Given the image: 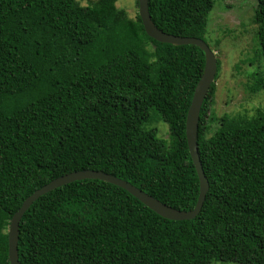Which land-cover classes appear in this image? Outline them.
I'll return each instance as SVG.
<instances>
[{
    "label": "trees",
    "instance_id": "obj_1",
    "mask_svg": "<svg viewBox=\"0 0 264 264\" xmlns=\"http://www.w3.org/2000/svg\"><path fill=\"white\" fill-rule=\"evenodd\" d=\"M117 2L0 0V264H10L9 225L25 199L74 171L110 173L181 210L197 204L186 120L205 53L151 38ZM214 5L149 0V11L163 31L207 42ZM254 22L264 63V0ZM220 69L218 59L200 111L210 189L197 217L167 219L122 187L77 180L24 214L21 264H264V107L215 115ZM249 90L264 92V70ZM159 118L169 140L147 127Z\"/></svg>",
    "mask_w": 264,
    "mask_h": 264
},
{
    "label": "rangeland",
    "instance_id": "obj_2",
    "mask_svg": "<svg viewBox=\"0 0 264 264\" xmlns=\"http://www.w3.org/2000/svg\"><path fill=\"white\" fill-rule=\"evenodd\" d=\"M95 0H78L86 6ZM215 5L208 17L206 40L221 62L216 80L217 90L212 105L215 115L252 116L264 107V92L251 93L258 69L264 70L263 61L257 58L259 42L257 24L254 22L257 0H214ZM118 6L125 8L129 16L139 12L137 0H118ZM218 124V123H217ZM216 124H213V127ZM158 127V136L169 140V125L162 118L147 125ZM211 264H238L235 262L212 261Z\"/></svg>",
    "mask_w": 264,
    "mask_h": 264
},
{
    "label": "water",
    "instance_id": "obj_3",
    "mask_svg": "<svg viewBox=\"0 0 264 264\" xmlns=\"http://www.w3.org/2000/svg\"><path fill=\"white\" fill-rule=\"evenodd\" d=\"M139 2V14L142 19L146 33L153 39L163 42L170 43L173 45H196L200 47L206 56V64L202 77L200 78L192 98L191 105L188 110L187 120H186V137L190 155L195 164L198 177L200 180V194L198 197L197 204L192 210H181L172 207L153 195L141 190L134 184L130 183L125 179H121L110 173L101 170H80L74 171L63 176H60L52 180L47 185L36 190L32 195L27 197L23 202L19 210L13 215L10 225H9V261L10 264H21L19 260V250L18 242L20 235V223L31 205L46 193L54 190L55 188L61 187L67 183H71L77 180L83 179H100L122 187L134 197H136L140 202L146 205L148 208L159 214L160 216L171 219V220H187L194 219L199 215L202 210L203 204L206 199L207 192L210 189V182L205 174L201 158L199 155L198 146V130H199V120L200 111L204 103L205 98L210 90L212 83L215 80L217 70H218V59L216 53L209 44L198 37H188V36H177L163 31L158 28V26L153 22L150 11H149V0H138Z\"/></svg>",
    "mask_w": 264,
    "mask_h": 264
},
{
    "label": "clouds",
    "instance_id": "obj_4",
    "mask_svg": "<svg viewBox=\"0 0 264 264\" xmlns=\"http://www.w3.org/2000/svg\"><path fill=\"white\" fill-rule=\"evenodd\" d=\"M210 46V45H209ZM212 49V48H211ZM218 59V58H217Z\"/></svg>",
    "mask_w": 264,
    "mask_h": 264
}]
</instances>
